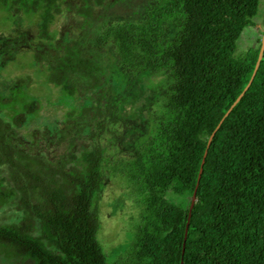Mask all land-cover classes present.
Masks as SVG:
<instances>
[{"label":"trees","instance_id":"obj_1","mask_svg":"<svg viewBox=\"0 0 264 264\" xmlns=\"http://www.w3.org/2000/svg\"><path fill=\"white\" fill-rule=\"evenodd\" d=\"M117 1L83 0L70 9L89 18L95 7ZM260 2L166 0L150 20L106 26L87 42H65L62 55L45 67L48 82L65 96L106 83V56L134 87L142 81L155 94L152 80L163 78L166 94L139 124L135 150L114 159L100 138L124 117L110 119L99 103L67 112L59 140L71 131L73 140L81 138L93 107L91 119L102 117L80 154L72 150L57 161L14 144L0 113V212L11 214L0 222V264H110L97 238L106 173L124 175L141 196L124 264H264V52L252 84L208 147L190 217V199L182 205L166 196L171 191L191 198L208 139L252 76L262 36L244 57L235 50L243 29L257 25ZM0 6L10 14L37 15L40 38L48 37V26L62 12L60 0H0ZM170 19L171 31L165 27ZM22 93L16 90L18 98ZM147 101L143 108L150 110L152 99ZM16 105L9 117L17 126L20 116L39 108L38 100L27 98ZM184 206L181 222L177 214Z\"/></svg>","mask_w":264,"mask_h":264},{"label":"rangeland","instance_id":"obj_2","mask_svg":"<svg viewBox=\"0 0 264 264\" xmlns=\"http://www.w3.org/2000/svg\"><path fill=\"white\" fill-rule=\"evenodd\" d=\"M168 1V0H167ZM62 12L48 26V37L40 38V18L35 14H13L0 6V113L8 120L5 127L9 131V139L29 153H41L50 161L61 160L64 154L74 150L80 154L83 146L89 145V135L96 130V122L102 116H94L96 108L91 109V125L82 132L81 138L73 140L75 131L67 132L65 140H59L61 130L65 127L67 112L84 105L95 106L110 119H121L116 124H109L107 132L100 138L107 147L111 159L125 157L134 151L139 143L140 123L159 106L166 94L163 78H154L152 85L157 93L153 94L144 82L133 86L127 75L119 69L116 62L105 57L107 82L100 88L80 91L75 97H68L57 87L48 82L45 71L46 64L62 55L65 42L80 38H95L106 26L123 22H144L150 20L154 9L166 5V0H118L102 7H95L91 17H81L71 11V6H81L83 0H60ZM264 0H261L258 14L254 21L256 26H247L237 39L235 56L244 57L249 49L257 45L264 31ZM174 19L167 20L165 27L172 30ZM85 38V39H84ZM36 54H40L38 58ZM23 93L18 98L16 90ZM38 100L39 108L35 115L19 117L20 126L10 121L9 114L18 105L16 100ZM151 98L148 110L144 105ZM2 99H11L13 104H4ZM136 120V121H135ZM135 127L137 132L130 131ZM143 134V133H142ZM145 138L144 135L141 136ZM81 160H78L80 163ZM122 174L106 173L101 196L97 202L99 230L97 238L107 255L110 264L129 263L127 250L132 243L133 234L139 223L142 206L141 196L137 195V187L126 183ZM129 185V186H128ZM167 198L178 204L189 201V196H178L169 191ZM181 205V206H182ZM187 206V204L185 205ZM183 207L177 218L183 221L187 213ZM10 213L0 212V222L9 221ZM126 254V255H125ZM4 264H20L5 261Z\"/></svg>","mask_w":264,"mask_h":264},{"label":"water","instance_id":"obj_3","mask_svg":"<svg viewBox=\"0 0 264 264\" xmlns=\"http://www.w3.org/2000/svg\"><path fill=\"white\" fill-rule=\"evenodd\" d=\"M263 52H264V31H263V34H262V37H261V45H260V50H259L258 58H257L256 64H255V68H254V71L252 73V76H251L248 84L246 85V87L244 88V90L241 92V94L237 97V99L232 103V105L227 110V112L224 114V116L220 120L219 124L216 126V128L211 133V135H210V137L208 139L207 148H206V151L204 153L203 160H202L201 167H200V171H199V174H198L197 184H196V187H195V189H194V191L192 193V196L190 198L189 217L191 215L192 208H193V206H194V204L196 202V199H197V189H198L199 182H200V179H201L202 170H203V164H204L205 158L207 156L208 147L210 146V143H211V141L213 139V136H214L215 132L218 130V128L222 124V122L225 119V117L230 113V111L234 108V106L240 101V99L243 97V95L245 94V92L248 90V88L252 84L253 79H254L257 71H258V68H259V65H260V61H261L262 56H263ZM187 229H188V223H187V226H186V232H185V237H184L185 240H186Z\"/></svg>","mask_w":264,"mask_h":264}]
</instances>
